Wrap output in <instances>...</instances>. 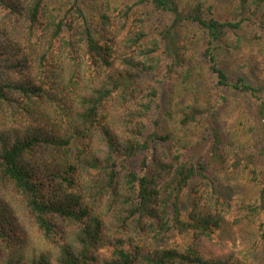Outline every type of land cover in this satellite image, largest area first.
<instances>
[{
    "label": "trees",
    "instance_id": "obj_1",
    "mask_svg": "<svg viewBox=\"0 0 264 264\" xmlns=\"http://www.w3.org/2000/svg\"><path fill=\"white\" fill-rule=\"evenodd\" d=\"M245 46L264 72V0H0V264H238L216 236L232 174L260 179L264 241V144L218 118L243 96L264 141V84L222 60ZM211 88L176 114L193 143L162 128Z\"/></svg>",
    "mask_w": 264,
    "mask_h": 264
},
{
    "label": "rangeland",
    "instance_id": "obj_2",
    "mask_svg": "<svg viewBox=\"0 0 264 264\" xmlns=\"http://www.w3.org/2000/svg\"><path fill=\"white\" fill-rule=\"evenodd\" d=\"M152 20L156 21L157 19L153 18ZM222 60L224 66L227 67L231 73H240L250 82H261L264 84L263 67L261 66L260 59L253 53L250 46H245L232 56H223ZM247 60L250 61L248 62ZM245 62L246 64L242 65ZM203 76L204 74L202 73V77ZM201 83L203 87H206L203 81ZM212 92L213 90L211 88L209 92H203L204 96L201 94H193L191 91V93L187 92L182 98L178 96L171 97L170 105H168L169 108H166V113L161 116L162 128L172 135H183L182 140H189L193 143L196 139V130L185 134V132L179 128L176 114H178L177 112L180 109H185L187 105L193 102V99L202 105L203 103L211 104L213 102ZM242 98L243 96H239L238 94H230L226 104L218 112L219 123L223 129L229 130L231 135L232 133L238 134L242 147L246 145V148L257 151L259 147L264 144V141L261 139L258 123L252 118V111L249 109V105ZM172 108H174L173 113ZM50 110L53 109L50 108ZM167 111L169 112V116L167 115ZM51 113L53 114L52 111ZM232 140L234 141L233 137ZM168 152L170 153V149H168ZM135 166L136 162L130 163V167ZM232 175L233 176L223 177L220 182V193L228 197L227 199L231 201L232 205L230 211L225 216L224 222L216 230V236L232 246L238 264H264V241L259 238L256 224L249 222L242 211V205L247 201L254 200L257 196L260 188V179L251 180L250 177L244 174ZM5 197L12 200L7 193H5ZM189 206L190 200H188L187 195L182 204L183 214L187 213ZM18 209L21 208L18 207ZM20 219L23 221L24 229L29 232L28 241L32 242L33 245L41 247L39 241H37L38 234L30 231L28 220L24 215H20ZM179 238L180 237H175L174 240L179 241ZM186 242L187 240H185V243Z\"/></svg>",
    "mask_w": 264,
    "mask_h": 264
}]
</instances>
